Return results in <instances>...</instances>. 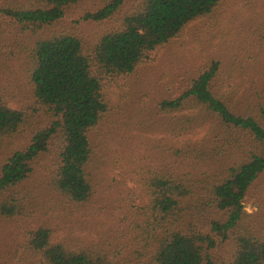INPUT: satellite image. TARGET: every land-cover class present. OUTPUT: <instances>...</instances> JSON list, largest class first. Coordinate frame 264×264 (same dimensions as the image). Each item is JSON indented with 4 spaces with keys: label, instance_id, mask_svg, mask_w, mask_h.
Segmentation results:
<instances>
[{
    "label": "trees",
    "instance_id": "obj_1",
    "mask_svg": "<svg viewBox=\"0 0 264 264\" xmlns=\"http://www.w3.org/2000/svg\"><path fill=\"white\" fill-rule=\"evenodd\" d=\"M78 1L29 0L3 11L35 30L61 19ZM125 1L110 0L84 18H109ZM222 1L141 0L93 51L70 33L36 39L30 77L35 96L56 119L35 129L3 163L0 214L21 213L12 190L54 142L60 164L53 187L70 203L90 202L97 188L89 167L90 131L110 116L112 80L135 73L154 51L180 40ZM219 68V60H212L179 95L160 100L158 111L168 116L165 130L172 138L161 168L148 177L146 205L137 204L130 191L127 209L114 215L93 242L60 238L52 224L41 220L28 240L38 264H264V213H248L244 204L264 174V105L242 112L234 90L221 87ZM24 119V112L8 106L0 94V141L16 134ZM116 203L120 208L124 197ZM208 210L214 215L199 224L203 216L198 215ZM227 242L233 244L230 258H218L215 250Z\"/></svg>",
    "mask_w": 264,
    "mask_h": 264
},
{
    "label": "rangeland",
    "instance_id": "obj_2",
    "mask_svg": "<svg viewBox=\"0 0 264 264\" xmlns=\"http://www.w3.org/2000/svg\"><path fill=\"white\" fill-rule=\"evenodd\" d=\"M109 1L79 0L61 19L33 30L3 11L29 5V0H0V94L8 106L25 114L20 130L0 141V169L15 150L27 144L35 129L56 119L35 96L30 77L36 39L70 33L81 38L87 51H93L98 39L120 27L125 13L141 2L126 0L104 20L84 18ZM214 59L220 62L217 79L221 87L234 90L242 112L264 105V0H223L215 13L192 24L180 40L154 51L135 73L113 79L107 88L113 103L110 116L90 131L93 155L89 167L97 183L93 198L77 205L55 190L53 179L60 159L54 142L33 161L29 177L12 190L21 213L12 217L0 214V264H38L28 240L30 231L43 219L60 238L93 242L114 215L127 209L130 191L137 204L146 205L148 177L161 168L172 138L165 130L168 116L158 111V104L162 98L179 95ZM201 133L196 131L195 136ZM120 196L124 204L117 208L114 205ZM244 204L248 213H264V174L250 188ZM213 215L210 210L198 215L203 216L199 224L204 225ZM232 250L233 244L227 242L214 254L228 260Z\"/></svg>",
    "mask_w": 264,
    "mask_h": 264
}]
</instances>
